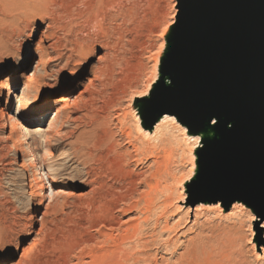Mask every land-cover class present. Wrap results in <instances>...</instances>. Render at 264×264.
<instances>
[{"label":"rangeland","instance_id":"rangeland-1","mask_svg":"<svg viewBox=\"0 0 264 264\" xmlns=\"http://www.w3.org/2000/svg\"><path fill=\"white\" fill-rule=\"evenodd\" d=\"M66 1L57 0L64 8ZM182 2L101 0L87 15L77 17L69 30L61 28L67 20L57 14L63 8L48 5L45 10L53 13L49 16L53 21L43 9L36 17L22 20L0 46V264H85L90 238L98 237L101 229L99 224L89 225L88 209L102 192L100 183L128 188L132 181L136 199L147 190L144 182L154 172L153 159L135 154L117 133L120 126L134 138L145 133L138 105L149 99L150 95L145 96L161 74L159 57L167 48L164 35L175 24ZM40 39L41 51L36 56L34 47ZM36 61L38 75L26 81ZM62 98L67 106L60 103ZM89 102L106 118V129L117 134L116 151L131 155L123 160L124 165L111 155L100 157L95 150L77 151L86 148L75 142L86 130L73 121ZM7 114H16L12 139ZM188 139L178 125L164 124L150 140L161 159V188L167 186L174 192L170 228L179 219L174 231L149 229L161 210L159 195L147 223L152 236H157H153L157 244L148 250L150 263L178 264L196 246L201 262L207 256L216 264H264V213L251 203L226 210L219 202H196L191 180L201 169L202 154L196 149L199 140L194 145ZM141 146L137 141V147ZM23 151L27 164L38 172L36 186H30L25 179L28 172L20 169ZM43 194V209L36 213ZM130 202L116 203L110 211L117 225L140 218L138 210L126 212Z\"/></svg>","mask_w":264,"mask_h":264},{"label":"water","instance_id":"water-1","mask_svg":"<svg viewBox=\"0 0 264 264\" xmlns=\"http://www.w3.org/2000/svg\"><path fill=\"white\" fill-rule=\"evenodd\" d=\"M180 45L168 63L176 88L155 98L160 112L179 110L195 127L223 117L221 133L200 158L194 198L229 208L236 195L264 213V0H183ZM189 77V80H185Z\"/></svg>","mask_w":264,"mask_h":264},{"label":"bare ground","instance_id":"bare-ground-1","mask_svg":"<svg viewBox=\"0 0 264 264\" xmlns=\"http://www.w3.org/2000/svg\"><path fill=\"white\" fill-rule=\"evenodd\" d=\"M67 1H68V3H66ZM67 1L65 2L66 3L65 5L68 4L69 6L67 5L66 8H64V7H62L64 5H62V3H58L57 0H0V46H2L6 40L8 41L9 34L11 31L14 32V30L15 31L18 30L19 23L22 22V20H28L30 18H33L34 16L36 17L37 15L40 14V12L43 9L45 10L46 6H48V5L54 6L55 8L56 7H62L63 8V10L58 11L57 14H61L59 16H62L67 20V22H65L64 25L63 24L61 25L62 29H67L68 27L69 28L72 27V24H73V22H75L74 20H76L77 17L80 18L82 16L87 15V13L90 12V10L95 6V4L96 3L99 4V2L101 0H67ZM100 6H102V5H100ZM94 8H96V7H94ZM57 9H59V8H57ZM44 10H43V12H46V10L45 11ZM44 14L46 15V17L50 21H53L52 18L49 17V16H52V14H53L52 12H48V13L46 12ZM184 17H185V13L182 10L181 3H179L178 18H177L175 24L172 27H170L164 35L165 40H166V44H167V48L165 49L164 52H163V50L161 51V55L159 57V59H160L159 65L161 66V74L158 78H156L157 83L155 84L154 88L153 89L151 88L150 91L148 92V94L145 96V98L146 97L148 98V96L150 95L149 99L144 100V102H141V104L138 105V110L140 112L139 117H141V115H142L144 124L146 125V128H143V131H145V133H143V136H141L142 138L141 137L134 138L132 136L131 132L126 131L125 126H120L118 133H117L118 134L117 137L125 140L127 142L128 146L131 147V149L133 150V152L135 154H140V155H142L141 157H148V158L151 157L153 159V163L155 165L154 172L151 173L148 180H146V182H144L145 185L147 186V190L144 192L143 191L140 192L138 194L137 199H136L132 196L133 195L132 193L135 189V183L133 184L132 181H130L128 183V186H129L128 188H122L120 185H118V186H113V185L104 186L105 183H100V184H102V185H100L101 186L100 190H102V192L101 193L98 192L100 196L98 197V199L90 202L91 204L89 203L90 208H88V209L90 210V214H91L90 215L91 218L89 217L91 219V222L89 221L91 224H89V225L95 226V225L99 224L101 229H99L98 237L93 238L91 236V238H90V246L87 249V252L84 256L85 259H87L85 264H151L152 262L150 263L151 259H150V254L148 253V250H149V247H152V246L154 247V245H156L157 243H156L155 239H153L154 235L152 236V234L149 232V229L155 230V229L159 228V230L161 229L163 231L166 230V232L167 231L170 232V231H174L177 228L176 226H178V224H179V222H178L179 219H178L177 223L175 222L176 224L174 223L175 225L173 227L170 228V226H169V221H170L169 218L172 216L170 214L169 210H170V208H172V202L174 199L172 195H174V192L172 190H171L172 191L171 192L170 189H168L169 187L167 188V186H163V188H161V184L164 181V180H162V174H163V170L161 167L162 164L160 163L161 161H159L161 159H159L158 155H156L153 152L154 148L150 144V140L157 134V130H159L160 127H163L164 124L178 125L181 129L184 130V132H186V137L189 138L188 140H192L194 142V145H196L197 140H199V143L197 144L196 149L198 148L201 151L200 152L201 154L205 150L209 149V147L211 146V144L213 142L222 140V137H221L222 132H225V131L235 127L234 122L229 123L223 117H218V118L207 117L206 121L204 122V124L202 126L195 127L193 125L188 124L186 121H184V119L182 117V113L179 110H170L168 112L158 113L154 109V104H155L154 100H155L156 96L161 94L164 90L170 91V90L176 88V86L178 85V80L180 78V75L178 73V70L174 66L169 65L168 58L171 55V53L180 45V42L177 40L178 39V33H179V26L178 25H179V21L182 20ZM25 23H24V25H25ZM69 28H68V30H69ZM62 31H64V30H62ZM69 36H70V34H69ZM41 40L42 39L38 40V42L36 43V45L34 47V52H35L36 56L41 51V45H40ZM34 64H35L34 69L29 74V76L25 75L26 81H31L30 80L31 78H35L38 75V62L36 61V62H34ZM159 65H158V68H159ZM108 70H109V68H108ZM8 80H11V78L9 77ZM185 80L186 81L189 80V77H186ZM110 82L111 83L109 85H112L113 84L112 83L113 78L111 79ZM21 94H22V92H21ZM8 97H9V94L7 92L6 99H8ZM66 101L67 100L65 98L60 99V103L62 105H64L66 103ZM4 105H5L4 106L5 109H7V107H6L7 101H5ZM70 106H71V104H70ZM8 108H10V107H8ZM81 110L83 111L82 116L78 117V118H74L73 122L77 123L78 124L77 126L83 127L86 131L83 134H81L80 136L76 137L75 142L84 144L83 147H86V148L85 149L77 148L78 152H81V151L88 152L90 150H95V151H98L100 153V157H104L106 155L107 156L111 155V156H113V158L115 157V159L122 161V164H123V160L126 159L127 157L132 158L130 154H126L125 152L116 151V149L114 148V145L117 141L116 137H115L117 134L114 136L111 132H109L106 129L108 127V123L106 121V118H104V116L99 112V108L96 107V104H94V102H89V104L84 105L81 108ZM14 116H16V114ZM14 116L8 115V114L6 116V120L9 123L10 135L8 137L10 139H12L11 137L15 131V124H14V118H13ZM213 121H215V123H213ZM182 133H183V131H182ZM140 135H142V133H140ZM62 140H64V139H62ZM137 141H140V143L142 145L141 148L137 147ZM21 154H22L21 155L22 156V163L20 165V169L23 172H28V173H26L27 177H25V179H27V182L30 184V186H36L37 185L38 172L35 168H32L34 166L30 165L29 163L28 164L30 166H28L27 160H26V158H27L26 153L23 151ZM45 160H46V158H45ZM50 166H48V167H50ZM121 168H122V166H121ZM41 169H42V165H41ZM46 172H48V171H46ZM50 172H49V175L51 174ZM199 174H200V169H199L197 177H194L191 181L192 182L196 181ZM54 177L55 176H53V178ZM56 177H58V176H56ZM109 180H110V178H109ZM41 186L42 185H40L39 186L40 188L38 187V189L42 191ZM51 190L53 191V187L51 188ZM96 190H99V188ZM96 192L97 191H95L94 193L96 194ZM159 195L161 196V206H160L161 210H159L160 213L155 217V219H153L154 220L153 225L151 227H149V229H147L148 228L147 227L148 216L150 215L149 213H151L152 209L154 208V206L158 202L157 200H158ZM43 196H44V194L42 195V198L40 197L41 201H39V204L35 207L36 213L39 212V210L43 206V202H42ZM209 196H210V194L208 192L205 196V199L201 200V202H207L210 204V197ZM128 199H129V202L130 201L131 202L129 204V207H127V209H126V212L138 210L140 218L136 217L137 218L136 221L132 222L131 224L119 226V225H117L118 223H116V220H114V218H112L110 216V211L113 210V208H115L116 203L127 201ZM132 199H136V200L132 201ZM219 203L216 205H219ZM230 203H231V205L233 204L232 206L230 205V207L232 209V208L236 207L237 204H240L242 202L239 200V198L236 195H233L232 198L230 199ZM243 204H246V203H243ZM221 205H222V203H221ZM86 207H88V205ZM222 207H223V205H222ZM223 208H225L226 210L229 209L226 207H223ZM123 212H124V210H123ZM42 215H43V213H42ZM150 217H151V215H150ZM41 220L42 219H40V221ZM40 221L38 223H40ZM39 228L41 229V227H39ZM163 231H162V233H163ZM164 233H165V231H164ZM167 234H169V233H167ZM172 235L173 234H171L170 236H172ZM154 237H157V236L155 235ZM132 241H134L135 244L133 243L134 245L130 246L129 243ZM127 245H129V246L127 247ZM195 247L196 246H194V248ZM191 248H193V247L191 246ZM194 248H193V250H190L191 252L189 251V254H187V256L183 257V255H182L183 258L179 257L180 260L177 261L178 264H216L217 261L216 262H213L214 260L211 261L214 258L210 259L206 255H205L206 257H203L202 254H201V256L203 258H206V259H204L202 262H201V260H198L196 258ZM208 248H210V247H208ZM203 249H204V247H203ZM197 251H199V250H197ZM204 251H206V250L204 249ZM207 251H208V249H207ZM202 252H203V250H202ZM209 254L211 255V253H209ZM210 255H209V257H210ZM155 261H157V260H155ZM155 261H154V263H155ZM19 264H21V263H19ZM156 264H158V263H156Z\"/></svg>","mask_w":264,"mask_h":264},{"label":"snow or ice","instance_id":"snow-or-ice-1","mask_svg":"<svg viewBox=\"0 0 264 264\" xmlns=\"http://www.w3.org/2000/svg\"><path fill=\"white\" fill-rule=\"evenodd\" d=\"M213 123H215V121H213Z\"/></svg>","mask_w":264,"mask_h":264}]
</instances>
